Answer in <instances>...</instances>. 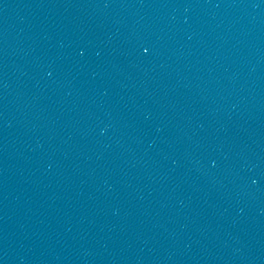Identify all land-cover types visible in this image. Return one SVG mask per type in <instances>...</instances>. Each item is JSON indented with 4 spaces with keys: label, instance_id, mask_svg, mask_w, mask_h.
<instances>
[{
    "label": "water",
    "instance_id": "obj_1",
    "mask_svg": "<svg viewBox=\"0 0 264 264\" xmlns=\"http://www.w3.org/2000/svg\"><path fill=\"white\" fill-rule=\"evenodd\" d=\"M0 264H264V0H0Z\"/></svg>",
    "mask_w": 264,
    "mask_h": 264
}]
</instances>
